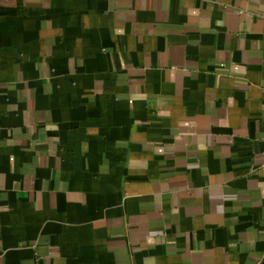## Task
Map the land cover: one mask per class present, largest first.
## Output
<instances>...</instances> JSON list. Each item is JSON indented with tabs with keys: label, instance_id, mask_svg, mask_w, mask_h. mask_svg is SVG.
<instances>
[{
	"label": "crops",
	"instance_id": "1",
	"mask_svg": "<svg viewBox=\"0 0 264 264\" xmlns=\"http://www.w3.org/2000/svg\"><path fill=\"white\" fill-rule=\"evenodd\" d=\"M0 264H264V0H0Z\"/></svg>",
	"mask_w": 264,
	"mask_h": 264
}]
</instances>
